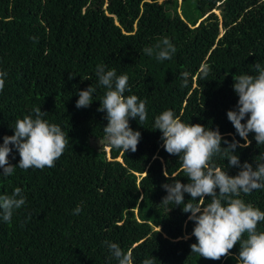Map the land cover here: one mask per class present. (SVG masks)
Segmentation results:
<instances>
[{
	"label": "trees",
	"instance_id": "16d2710c",
	"mask_svg": "<svg viewBox=\"0 0 264 264\" xmlns=\"http://www.w3.org/2000/svg\"><path fill=\"white\" fill-rule=\"evenodd\" d=\"M190 2L0 0V78L5 81L0 145L4 136L14 135L17 119L35 118L36 107L68 140L54 167H16L7 177L0 168V195L20 187L26 197L10 223L0 216V264H118L104 241L119 244L125 253L131 250L133 264L145 259L238 264L239 244L221 260L191 254L190 245L197 242L191 236V213H184L182 205L161 204L165 183L189 180L179 157L164 150L154 123L157 115L172 110L186 124L218 128L224 140L245 143L227 112L238 102L233 76H255L254 63L264 66V0H194L187 8ZM163 38L176 49L170 60L156 56ZM146 47L152 55L144 54ZM98 65L126 74L131 91L124 95L146 103L143 126L138 119L129 121L141 133L135 152L116 149L104 139L107 114L97 109L106 89L98 83ZM202 67L209 69L206 78ZM185 71L189 83L181 87ZM91 85L93 103L78 109V92ZM249 139L251 145L237 147L235 154L255 167L264 145L257 146L254 133ZM222 147L228 145L222 142ZM19 160L13 146L9 162L18 166ZM212 163L231 176L240 171L229 167L226 157L214 156ZM240 198L264 211V188ZM190 199L185 193V202ZM210 202L205 199V206ZM78 205L82 210L74 215ZM257 231H264V221Z\"/></svg>",
	"mask_w": 264,
	"mask_h": 264
},
{
	"label": "clouds",
	"instance_id": "9594fccd",
	"mask_svg": "<svg viewBox=\"0 0 264 264\" xmlns=\"http://www.w3.org/2000/svg\"><path fill=\"white\" fill-rule=\"evenodd\" d=\"M161 43L162 46H156L159 49L157 59L170 60L176 52L174 45L168 38H163ZM143 51L146 55L153 54L150 47ZM254 68L258 73L255 76H233L232 87L238 96V102L234 110L227 112V118L236 133L245 141L243 144L235 139L231 142L224 140L218 128L206 130L201 124H186L172 110H165L155 117L154 128L162 133L164 150L179 157L185 177L189 180L187 184L180 180L165 183L162 187L167 195L163 197L161 204L182 205L184 213H191L188 220L195 224L191 236L197 241L190 245L191 254H198L204 259L221 260L231 255V250L239 244V254L235 257L238 264H264V231H257L258 223L264 221V211L240 198L241 193L250 195L254 190L264 188V154L255 158V167L252 163H241L239 155L235 154L237 147L247 148L251 145L250 133H254L257 146L264 145V66L254 63ZM200 71L202 78L209 75L206 67H202ZM96 74L99 85L106 89L100 100L101 106L97 109L107 114L108 124L103 128L104 139L112 147L126 153L129 150L137 151L141 133L133 130L129 121L138 119L143 126L147 119L145 101L137 95H124L126 91H131L126 74L118 76L115 69L105 71L103 65L97 66ZM189 76L190 73L186 71L180 74L181 87L188 86ZM4 86L5 81L0 78V91H3ZM95 91L92 85L79 91L76 107H90ZM33 112L35 118L25 116L17 119L12 126L14 135L3 137V144L0 145V168L3 169V176L13 175L16 167L24 170L54 167L67 147L68 140L61 127L42 119L44 112L41 108L36 107ZM245 120L246 123L243 122ZM222 142L228 147H222ZM13 146L19 153L18 166L9 162ZM218 155L227 158L229 167L239 168L238 174L231 176L227 171L216 167L212 161ZM164 176L168 178L166 170ZM185 193L191 197L187 202ZM209 197L211 202L205 206V199ZM25 203L26 197L20 187H16L12 195H0V216L3 221L10 223L14 210L21 209ZM81 210L82 207L78 205L73 214L78 215ZM103 244L108 247L111 257L118 264H133L131 250L125 253L119 244L110 241H104ZM142 264H154V261L145 259Z\"/></svg>",
	"mask_w": 264,
	"mask_h": 264
},
{
	"label": "rangeland",
	"instance_id": "374dc122",
	"mask_svg": "<svg viewBox=\"0 0 264 264\" xmlns=\"http://www.w3.org/2000/svg\"><path fill=\"white\" fill-rule=\"evenodd\" d=\"M164 1V0H163ZM180 1V0H179ZM182 1V0H181ZM194 0H191V2L189 3V5L187 6V8H190V4L193 2ZM217 11V13L219 14L220 13V10L219 9H215ZM109 149V148H107ZM109 153H110V150H109Z\"/></svg>",
	"mask_w": 264,
	"mask_h": 264
}]
</instances>
